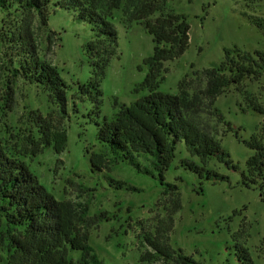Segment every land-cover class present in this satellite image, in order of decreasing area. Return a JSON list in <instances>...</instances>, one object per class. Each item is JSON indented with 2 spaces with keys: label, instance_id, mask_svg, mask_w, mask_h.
Masks as SVG:
<instances>
[{
  "label": "rangeland",
  "instance_id": "1",
  "mask_svg": "<svg viewBox=\"0 0 264 264\" xmlns=\"http://www.w3.org/2000/svg\"><path fill=\"white\" fill-rule=\"evenodd\" d=\"M167 9L186 17L189 47L180 58L164 64L158 88L161 92L177 94L181 80H193L194 71L200 73L218 64L224 48L250 53L264 51V33L248 20L251 16L264 19V0H168ZM115 16L117 43L100 85V104L72 97L79 84L92 79L93 67L86 53L92 32L87 23L78 22L73 12L62 9L50 11L47 26L37 18L8 20L10 26L16 27L30 21L40 58L50 63L69 87L68 114L61 116L41 87L7 80L9 50L0 46V82L12 81L14 90L12 110L4 116L0 114V136L9 148L24 154L30 150L28 139L35 138L31 133V112H38L53 126H62L67 135L64 151L56 155L50 146L34 157L25 158L31 173L57 200L76 205L87 203L90 218L106 214L110 220L99 222L89 232L90 245L104 264H162L139 262L143 253L149 251L143 238L149 233L157 236L166 216L167 198L162 195L159 182L127 165L113 166L110 172L90 171L89 155L100 148L96 141L98 126L117 111L114 101L129 105L148 93L136 92L135 88L148 72L144 60L153 53L152 38L139 24L125 27L122 11ZM263 84V79L246 80L240 92L232 86L218 96L214 108L223 120L216 114L198 118L220 141L236 167L227 168L216 160L207 164L208 171L224 176V180L213 183L205 180L206 174L199 179L179 167L178 162L185 158L202 167L183 145H179L183 148L177 149L165 172L166 182L178 186L182 205L169 234L171 247L201 264H264V201L258 190L242 185L246 161L253 154L242 141L264 131V116L251 111L244 113L242 109L245 96L253 97L264 107ZM141 166L146 167L143 162ZM108 176L126 181L140 191L113 190L105 181Z\"/></svg>",
  "mask_w": 264,
  "mask_h": 264
},
{
  "label": "trees",
  "instance_id": "2",
  "mask_svg": "<svg viewBox=\"0 0 264 264\" xmlns=\"http://www.w3.org/2000/svg\"><path fill=\"white\" fill-rule=\"evenodd\" d=\"M168 0H0V46L9 50L6 79L24 81L44 89L61 116L67 115L68 85L56 69L40 58L31 24L10 26L11 18H37L48 25L50 11L62 9L74 13V19L87 23L92 40L86 45L93 67L92 79L78 85L74 99L100 104V85L109 58L115 53L117 31L115 14L122 11V24L130 27L139 24L151 36L153 53L144 60L148 72L135 91H148L129 105L114 101L117 111L98 126L96 141L98 151L89 155L92 173L110 172L114 166L127 165L139 174L151 176L159 182L166 197V216L157 236L143 238L149 251L140 257L141 263L201 264L180 249L171 247L169 234L173 231L174 216L182 209L179 188L165 180V172L183 145L193 160L181 159L178 166L196 174L199 179L216 182L224 180L205 167L216 160L235 170L230 156L222 149L220 141L198 121L203 114L223 120L214 108L218 96L230 87L240 92L246 80H264V51L252 53L238 48H224L218 64L194 71L193 80H181L177 94L158 90L163 80L164 64L180 58L189 47V25L186 17L167 9ZM156 15V16H155ZM249 22L264 33V19L257 16ZM0 82V114L13 108V83ZM264 88V84H263ZM242 111L264 116V107L251 96H245ZM32 116L28 152L20 153L9 148L0 136V264H104L90 245V230L99 222L109 221L105 213L90 218L88 205H76L57 200L38 182L24 159L34 157L52 146L60 155L67 143L62 126L52 125L36 111ZM229 130L231 128L229 127ZM235 137L238 138L237 133ZM252 151L246 161V175L242 185L258 190L264 201V131L255 132L249 140L242 141ZM182 147V148H183ZM29 154V155H28ZM88 154V152H87ZM143 162L146 167L141 166ZM108 187L116 191L139 192L123 180L105 177ZM89 191L88 189H84ZM77 255V257H75Z\"/></svg>",
  "mask_w": 264,
  "mask_h": 264
}]
</instances>
